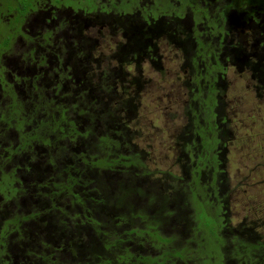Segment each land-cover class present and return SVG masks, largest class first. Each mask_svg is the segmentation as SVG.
Returning a JSON list of instances; mask_svg holds the SVG:
<instances>
[{
    "label": "trees",
    "instance_id": "16d2710c",
    "mask_svg": "<svg viewBox=\"0 0 264 264\" xmlns=\"http://www.w3.org/2000/svg\"><path fill=\"white\" fill-rule=\"evenodd\" d=\"M72 1L78 7L0 1L10 5L0 15V256L20 264H264L255 234L228 235L227 130L216 111L229 63L249 66L264 87V0ZM66 6L71 16L57 12L29 30L34 11ZM95 9L148 28L112 66L103 62L119 52L96 56L95 38L75 17ZM237 29L249 31L252 50L234 41ZM162 34L190 73L182 172L160 173L168 187L133 143L135 96L118 94L121 85L127 92L128 51L155 60L152 40ZM31 62L39 69L27 75Z\"/></svg>",
    "mask_w": 264,
    "mask_h": 264
},
{
    "label": "rangeland",
    "instance_id": "374dc122",
    "mask_svg": "<svg viewBox=\"0 0 264 264\" xmlns=\"http://www.w3.org/2000/svg\"><path fill=\"white\" fill-rule=\"evenodd\" d=\"M78 1L81 4L83 2ZM70 2L71 6L78 7L74 1ZM9 7L10 5L0 2V15H4ZM62 11L66 16L72 15L70 6L57 9L51 15L42 10L34 11L26 24L28 23L29 30L37 25L38 28L47 27V20ZM80 12L83 11L75 14L76 20L81 21L83 34L95 38L96 56L100 55L104 60L119 52L113 59L104 61L103 65H115L125 52L122 45L129 43L137 31L132 43L136 46L138 36L141 34L144 38L141 28L148 29L139 26L136 18H122L119 13L100 14L101 11L95 9L83 16ZM234 35V41L248 51L252 50L249 31L237 29ZM158 36L152 40L155 60L146 53L128 51L129 54L132 53L128 59L130 61L123 66L127 92L123 91L121 85L118 94L119 99H125L129 94L135 96L137 108L128 120L130 129L135 132L133 143L144 153L147 169L153 173L152 178L162 180L164 176L161 172H170L175 177H179L182 172V141L178 137L187 124L184 105L190 94V73L187 68L184 70L182 67L183 54L178 47L167 36ZM255 59L256 57H252L253 61ZM33 64L31 62L29 69L27 68V75L32 70L39 69ZM238 66V63L227 65L226 86L221 89L223 92L219 89L221 93L216 109L218 116L224 117L222 126L227 130L223 161L227 184V219L230 226L228 235H244L251 231L264 244V87L258 86V79L254 78L249 66ZM260 69H264V65L258 70ZM160 180L161 186L163 183L167 187L174 184L171 179L162 180V183ZM35 222L41 223V219H36ZM27 225L28 228H35L33 223ZM2 260L7 261L6 264H20L19 260L9 262L11 258L5 253L0 256V262Z\"/></svg>",
    "mask_w": 264,
    "mask_h": 264
},
{
    "label": "flooded vegetation",
    "instance_id": "af4514ba",
    "mask_svg": "<svg viewBox=\"0 0 264 264\" xmlns=\"http://www.w3.org/2000/svg\"><path fill=\"white\" fill-rule=\"evenodd\" d=\"M101 13H102V12H101ZM101 13H100V14H101ZM104 13H108V12H104ZM102 14H103V13H102ZM1 88H2V87L0 86V89H1Z\"/></svg>",
    "mask_w": 264,
    "mask_h": 264
}]
</instances>
